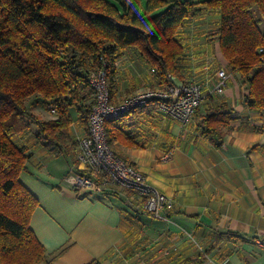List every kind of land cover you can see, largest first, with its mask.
Listing matches in <instances>:
<instances>
[{
  "label": "crops",
  "instance_id": "obj_1",
  "mask_svg": "<svg viewBox=\"0 0 264 264\" xmlns=\"http://www.w3.org/2000/svg\"><path fill=\"white\" fill-rule=\"evenodd\" d=\"M213 20L218 24L215 14ZM217 45L220 63L208 56L197 76L173 74L178 83L190 77L205 90L189 124H181L152 101L120 121L123 132L110 145L152 187L174 199L167 219L143 212L141 201L118 186L78 196L65 178L80 169L79 163L71 162L62 171L55 161L61 156L69 159L68 153H57L55 159L52 151L57 146H29L32 166L27 164L20 181L39 200L31 228L46 248L49 264H264V110L246 105L248 86L228 67L219 41ZM131 49L116 63L114 103L122 100L121 89L138 87L130 85L132 79H119L121 72L137 73ZM138 57L141 89L136 93L161 89L165 83ZM221 69L230 75L224 96L212 91ZM221 106L235 111L238 119L222 127L220 135L204 134V117ZM74 123L87 134L79 116ZM172 149L173 158L163 161Z\"/></svg>",
  "mask_w": 264,
  "mask_h": 264
},
{
  "label": "trees",
  "instance_id": "obj_2",
  "mask_svg": "<svg viewBox=\"0 0 264 264\" xmlns=\"http://www.w3.org/2000/svg\"><path fill=\"white\" fill-rule=\"evenodd\" d=\"M201 7L217 16L213 35L228 67L248 86L246 105L264 110V32L255 16L257 10L264 21V0H146L145 9L143 0H0V264L50 263L31 228L39 200L20 181L31 154L19 138L30 132L29 145L61 146L74 109L88 131L94 105L89 73L106 72L114 99L116 63L131 48L161 84L169 73L182 77L178 63L185 47L179 33ZM37 96L46 108L54 103L55 119L30 112L27 103ZM142 109L106 123L110 145L123 132L120 121ZM237 115L225 106L208 111L203 133L220 135ZM65 151L77 164L75 154Z\"/></svg>",
  "mask_w": 264,
  "mask_h": 264
},
{
  "label": "built area",
  "instance_id": "obj_3",
  "mask_svg": "<svg viewBox=\"0 0 264 264\" xmlns=\"http://www.w3.org/2000/svg\"><path fill=\"white\" fill-rule=\"evenodd\" d=\"M264 54V48L260 50ZM264 65V57H263ZM155 72V70H152ZM218 81L212 85L213 93L224 96L229 86L230 75L225 69L218 74ZM167 82L161 89H148L114 103L111 97L106 72L101 69L88 75V82L94 92V105L90 114L88 132L80 140L77 161L80 169L65 178L66 184L83 196L89 191H105L111 186L134 192L135 198L143 201L142 207L156 218H165L174 210L173 198L152 187L135 166L119 157L111 148L106 133V123L124 117L136 109L145 108L155 101L160 110L183 125L189 124L205 98L203 86L197 82L178 83L173 74L167 75ZM47 108L57 114L53 102ZM174 149L163 156V161L173 158ZM141 208V207H140Z\"/></svg>",
  "mask_w": 264,
  "mask_h": 264
},
{
  "label": "rangeland",
  "instance_id": "obj_4",
  "mask_svg": "<svg viewBox=\"0 0 264 264\" xmlns=\"http://www.w3.org/2000/svg\"><path fill=\"white\" fill-rule=\"evenodd\" d=\"M145 8H146V0H143V9ZM213 15H214L213 12L207 10L204 7H201V10L197 14V16L193 19H190L186 23V25L180 30L179 37L181 38L182 43L185 47L184 58L179 62L181 75L183 77L187 75L189 76V74L194 75V73L197 76L199 71L201 70L200 67L201 64L208 56H214L217 59V62L220 63L217 57L219 55V58H222L217 45L218 38L215 35H213L216 32V29L218 28V24L215 23V21L213 20ZM255 16L261 22V29L264 32V21L257 10H255ZM138 56L139 55L137 50L131 49V53L129 54V57L133 58V60H137L138 64L134 65V67L137 69V73L133 72L134 73L133 74L132 72L127 71L125 76L122 75V72L120 74L121 76L119 77V79L123 78L121 79L122 80L121 82H124L125 79L127 78V79H132L130 85L136 83L138 85V87H136L133 90L129 89L123 91L121 89L120 93L119 92L118 93L120 94L122 100L129 96H133L137 94L136 90L141 89V78H139V74H141V61ZM150 79L152 80V76L150 77ZM186 79H187L186 81L189 82L191 78L187 77ZM151 80H149L148 82H150ZM190 81L192 82V80ZM148 87L153 88L152 86H147V88ZM27 105L30 109V112L42 120L49 121L57 117L56 116L57 114L54 115L48 108H46V106H44L43 103L40 102V98L38 96L29 100ZM72 114L74 116V120L76 121L78 119V114L76 113L75 109L72 111ZM32 130H35V127H32ZM85 135H86L85 130L80 128L78 126V123H74L71 126L69 132L64 135L61 146H57L53 149L52 154L54 158L57 159L56 158L57 153L58 154L67 153V151L65 150H71L74 154H76V150L77 147L79 146L80 140ZM29 136H30V132L27 135H22L19 138L18 144L30 146L29 145L30 143L28 142ZM69 159L66 156H61L55 162L56 164H58L60 170L65 171L69 167V164L72 162L71 159L70 160ZM27 164L28 167L29 165L32 166V164L30 163ZM52 166H50L51 170L54 169ZM192 244L196 248H199V245L196 241H192Z\"/></svg>",
  "mask_w": 264,
  "mask_h": 264
}]
</instances>
